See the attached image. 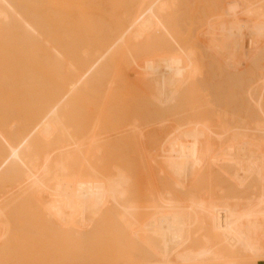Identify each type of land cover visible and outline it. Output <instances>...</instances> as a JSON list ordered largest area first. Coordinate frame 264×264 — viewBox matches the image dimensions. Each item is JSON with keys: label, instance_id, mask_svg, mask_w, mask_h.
Returning <instances> with one entry per match:
<instances>
[{"label": "bare ground", "instance_id": "6f19581e", "mask_svg": "<svg viewBox=\"0 0 264 264\" xmlns=\"http://www.w3.org/2000/svg\"><path fill=\"white\" fill-rule=\"evenodd\" d=\"M262 1L264 0H0V259H3V255H9L10 251L7 247L16 241L15 222L11 216L13 204L11 205V198L7 200L10 195H27L29 207L36 210L42 221L47 224L48 236L54 233L55 236H61L60 238L67 242L69 237L75 236L76 242L81 239L85 242L99 240L101 243L103 239L100 240L98 237L101 231L120 232V238L111 242L117 243L115 247L118 246L121 249L128 243L134 244L137 249L133 250V256L137 255L141 258L133 261L136 264L137 262L140 264L141 262L145 264H211L213 262L239 264L236 259H233L237 255L239 258L242 255V258H245L246 255L256 260L264 257V113L261 110L264 108V85L262 86L264 72L262 74L258 72V75H261L259 83L256 80L258 86H255V82H251L254 85L251 91L249 90V100L243 99V102H248L245 103V107L232 108L233 114L229 112L231 110L229 106L228 110H230H227L229 113H223L225 119L229 117L231 122L233 120V125H228L229 120H226L227 122L224 123L226 127L223 126V130L220 129L221 132L218 131V135L211 134L212 136L208 138L210 136L208 128H212L211 123V127L208 126L212 118L208 121L206 128L205 119L208 116L205 118V114L207 112L202 113V116L201 111L198 110V115L201 116L197 118H205L202 119L205 120L202 125L200 122L203 121L199 119L201 121L198 123L200 124L198 128H203L207 132L202 135V130V133H199L200 129L197 132V129L194 131L191 126L194 122H198L195 118L197 115L195 109L201 108L204 99L202 96L206 94L203 92L205 87L209 86H205L207 83L204 84L208 81L206 75L209 81L220 79L217 77L219 75H216L219 70L216 74L213 71L216 77L214 75L215 79H211L212 74H210L211 71L210 76L207 74V67L216 69L219 66L223 68L221 69L223 71L225 68L224 72L227 76V66L225 67L227 55L223 57V54L233 56L241 53L243 59H248L252 51L254 55V50L262 46L255 42L251 43L250 39L253 35L251 31L260 33L264 28L259 25L260 22L251 25L255 21L254 18L264 15L261 8L260 11L254 9L257 7L256 4ZM257 20L261 21V19ZM263 32L259 35L262 36ZM110 39L112 43L109 46L107 44ZM122 52H126L125 54L129 56L127 57L128 65L129 63L135 65L134 68L130 67L134 69L131 73H134L135 78L130 74L128 76L132 77L134 82L138 81L136 80L138 76V79H142V82L138 81L141 82L138 85L140 98L128 96L132 100L136 98L135 102L130 104L132 109L129 108V103L122 102L124 98L120 102L115 97L118 93L115 89H119V85H123L122 82L126 79L123 75L124 80L120 84L117 81L120 76H116V70L119 71L124 66L118 62ZM217 60L222 61V66ZM115 62L119 66H116ZM232 62L242 61L235 58ZM246 64L249 65V61ZM117 67L121 68L116 69ZM125 67L122 68L123 71ZM239 68H237L238 73ZM143 71L145 74L140 73ZM136 72L141 75L135 76ZM225 75L221 76L220 81ZM235 75L234 81L240 77ZM258 75L256 72L254 79H257ZM224 79H227V85L232 81V79L231 81L228 78ZM115 80L119 84L114 83ZM242 80L250 81H246L244 77ZM242 80H239L242 85V87L239 86V91L243 87H248L247 84L243 86ZM218 85L216 88L223 89L217 87ZM233 89L231 91L237 93L238 90ZM123 90L125 92V89ZM223 91L219 97L226 93V90ZM121 92L118 94L120 95ZM227 95L230 96L229 93ZM209 97L210 104L213 105L212 100L215 96L211 94ZM233 98L232 96L229 99ZM239 100L235 102L239 103ZM233 102L229 104L234 107L236 104ZM219 103L216 104V107L219 106L218 110L222 107ZM258 104H260L259 107ZM184 106H188L189 109L177 110ZM219 112L220 110L215 116ZM187 113L193 115L189 123L184 122L187 120L185 118ZM229 114H233V117ZM26 116L32 121H28V125L27 121L25 125L21 123L19 125L20 118L24 119ZM11 117L16 120L9 121ZM111 119L120 122L121 125L116 123L122 129L119 130V125L115 127ZM109 120L111 121L108 122ZM21 122L24 123L25 119ZM175 122L183 123L174 127ZM9 124L11 126L13 124L14 129H10ZM14 124L18 126L15 125L17 126L15 128ZM179 126L182 127L180 130ZM189 129L198 136L190 134ZM14 130L15 132H11ZM188 130L189 134H187ZM213 136L215 138L211 139ZM189 140L196 144L191 148L189 146V150L185 149L184 153L178 156L176 152L183 151L182 147L179 148L180 144ZM106 147L114 152L122 148L118 154L112 151L114 156L111 153L110 159L103 158L108 161L107 164V161L101 159L104 154H99ZM200 148L201 150H198ZM168 149L175 153V157L169 156L171 153L167 151ZM138 150L145 153L141 155L145 157V161L151 160L150 162L153 163L150 165L151 163L146 162L147 165L143 164L144 168L154 170L156 167V172L160 170L161 175L169 169L166 175V177L169 176L168 178L160 175L167 180V183H164L162 187L159 186V191L156 188L151 189L154 185L147 182L148 188L152 186L150 189L154 198L158 199L157 194L161 190L165 195V189H168L167 193L174 189L172 191L175 195L177 188L170 185L177 181L179 183L174 185L183 184L179 186L178 195H183L181 189L187 186L190 173L194 175L202 170L197 171L199 168L196 170L191 163L196 160L197 156L194 154L203 151L204 158L202 157L201 160L205 162L206 169L208 167L212 173L225 176L232 183L229 185L227 183L228 188H232L231 185H233L234 191L238 193L244 191L245 194L240 193L239 196L249 194L247 195L249 200L245 204L238 203L236 199L238 194H235L237 213L234 208L231 215L237 217L234 220L231 219L232 222L227 215L224 217V213L228 212L230 216L231 210L228 208L232 209L231 206L235 202L232 203L233 200L230 201V199L234 198L231 197L232 194L229 196L224 192L223 194L229 197L228 201L232 203V205L229 202L223 204L226 201L220 200L222 201L220 204L222 203L226 208L223 205L221 207L227 209L223 211L224 209L220 208L223 213L219 217H224V220L222 218L213 221L216 216L215 218L207 216L211 210L207 213L206 204L212 203L209 209H214L213 202L216 203L217 200L206 202L200 198L201 196L195 197L196 193L193 194L195 198H191L190 202L191 191L188 192L189 196L187 194L190 205L184 202L185 206L189 205L187 207H183L184 204L181 205L182 202L178 198L175 203L178 201L180 203H174L178 208L172 204L173 199L168 200L172 204L170 206L164 201L167 205H163L158 199L157 202L161 205L154 201L148 202V206L143 207L137 201L138 198L141 200L145 196L144 188L139 185L141 187L139 189L137 185L131 184L132 178L141 175L140 168L137 166L136 169L133 165L144 161L139 154H137L139 156L134 155V152L138 153ZM174 150L176 152H173ZM122 152L124 153L121 155ZM186 159L187 162L184 165L183 162ZM162 160L170 167H165L164 163L161 165ZM157 163H160L159 170ZM196 163L198 161L193 164ZM105 165L111 166V173L98 170L99 167L105 169ZM148 165L150 168L147 167ZM129 167L136 169L133 171L132 168L131 175L134 176L136 172L132 178L128 171ZM153 167L154 169H151ZM173 167L178 172L180 170L179 173L176 171L178 175L172 169ZM102 168L99 169L102 170ZM172 172L175 175H172ZM184 176L185 178L187 176L188 181L183 178ZM140 178L142 179L138 177L139 181H137L141 184L144 181L141 182ZM172 180L174 183L171 182ZM157 183L159 184L160 181ZM140 190L144 193H140ZM228 190L231 191V189ZM185 194L186 192L184 197ZM41 195H47V197ZM131 195H134V198L130 197ZM137 195L141 196L136 198ZM170 195L172 194L168 195L169 198H172ZM250 195L254 196L250 199ZM223 196L222 198L225 197ZM166 198L163 196L160 200H166ZM15 199L12 201L14 202ZM218 201L213 213H221ZM183 208H188V211H183ZM218 221L222 225L218 224L217 227ZM222 226L226 228V231ZM194 227L209 230V235L205 238L206 242H201L202 239L197 237L196 232L193 234ZM211 227H217L219 231L223 229L221 231L223 234L216 235L217 230L212 233ZM109 237H106L104 242H109L111 239ZM213 240L220 246L228 248V254L232 251L233 258L232 256L228 259L224 258L225 253H220L214 248L218 244L213 245ZM131 244L128 245L131 246ZM82 248L84 250L87 247ZM83 252L84 259L80 261H75L73 258L67 259L62 261V264H102L107 261L104 256L99 257L103 260L100 262L96 259L97 255L95 258H90ZM119 252L120 249L117 254ZM124 252L122 249L113 257L117 256V258H111L112 261L109 259L110 262L118 264L119 259L130 262V259L123 255ZM227 252L225 256L228 255ZM246 259H243V262L248 261ZM254 259L252 261L255 263ZM58 264H61V261H58Z\"/></svg>", "mask_w": 264, "mask_h": 264}, {"label": "rangeland", "instance_id": "374dc122", "mask_svg": "<svg viewBox=\"0 0 264 264\" xmlns=\"http://www.w3.org/2000/svg\"><path fill=\"white\" fill-rule=\"evenodd\" d=\"M261 6H260V5ZM264 1H262V2H259V3H257L256 4V6L257 7H255L254 9H256L257 11H260L261 9H262V12L264 13ZM258 6H259V9H258ZM261 8V9H260ZM260 17H262V18H260ZM260 17H258V18H254V23L252 22L251 23V25H254L255 23H257L258 24V22H260L259 23V25L263 28L264 27V15H262V16H260ZM257 19H261V21H258ZM257 20V21H256ZM264 31V28H263V30H262V32ZM262 32H250L251 34L253 33V35H251V37H250V39H251V43L252 42H255V43H258V44H262V46H260V47H257L255 50H254V55H253V51L251 52V54L247 57L248 59H246V58H244L243 59V56H241L242 54L240 53V55H230V54H223V57H225L226 55V57L225 58H227V61H225V63L227 64V65H225V67L227 68V76L225 75V68H224V71L223 70H221V69H223V68H221V67H219L218 66V68H216V69H214V67H210V69H209V66L207 67L208 69H207V74L210 76V74H212V76H211V79H215V77H216V75H219V76H217L218 78H220V79H216L215 81L220 85H218V84H216V82L214 81V80H210L209 81V79H208V76L206 75V78H207V82H205L204 84H206L207 83V85H205V86H208V87H205V90H204V92H203V94L204 93H206V94H208V95H206V94H204V96H202L201 97V99H203V102H202V105L199 107L200 109H195L196 111H195V113L197 114H195L196 116H195V118H197V116H203V114H205V112H207L206 114H205V118L207 117V119H205L204 117L202 118V119H205L206 120V128H207V126H208V121L209 120H211V118H212V120H211V122H209V126L208 127H211L212 126V128H208V130H210V132H209V135L210 136H208V134H206L207 136H208V138L209 137H211L213 134L216 136V135H218V131H220V129H221V131L223 130V126H225L224 125V123L225 122H227L226 120H229L228 122H229V124L228 125H233V120H232V122L230 121V119H229V117H228V119H225L226 117H223L224 115H223V113L224 114H227V113H229V112H233L232 111V108H235V107H242V106H244L245 105V103L247 104L248 102H243V99L244 100H246V101H248L249 99V97H250V95H249V93H250V89L253 87V85H252V81H253V83L255 82V86L259 83L258 81L260 80V77H261V75H258L259 73V71H260V74H262L263 72H264V55H263V53H264V37H262V36H264V34L261 36V35H259V34H262ZM264 33V32H263ZM255 36H257V37H255ZM261 36V37H260ZM260 37V38H259ZM91 39V38H90ZM92 40V39H91ZM258 40V41H257ZM262 40V41H261ZM261 41V42H260ZM111 43H112V40L110 39L109 41H108V44L107 45H111ZM263 47V48H262ZM262 49V50H261ZM260 51H261V54H260ZM255 52H257V54L255 53ZM259 52V53H258ZM126 52H122V54H123V57H121L122 56V54L120 55V58L122 59H118V60H120V61H118V60H116V62L118 61L119 62V64L121 63V64H123L124 66L122 67V68H124L125 67V65H126V67H125V71L127 72V75H125L126 74V72L125 71H123V69L121 68V70H116L117 72H116V76L117 75H119L120 76V78H119V80H117V81H119V83L121 84V82L124 80V76H126V79L122 82L123 83V85L121 84V85H119V89H120V91H119V89H115V90H117L118 91V93L119 92H121V90H122V92H121V94L120 95H122V96H120L118 93L115 95V97L117 98V99H119L120 100V102L122 101V98H124L123 99V101L122 102H127V103H129L128 104V106H129V108L130 109H132V106L130 107V104L131 103H133V102H135V100H136V98L134 99V100H132L131 98V95L133 96V97H139V83H141L142 82V79H138V75H141L140 73H143V74H145V72L143 71V72H140L139 74L137 73V75L135 74V76H138V77H136V80H141V82H138V81H133L131 78L132 77H134L133 76V74L131 73V71L132 72H134L133 70L134 69H131L130 67H132L133 65V63L131 64V63H129V65H128V58L127 57H129V56H127L126 54H125ZM255 54H256V56H255ZM228 55H230V56H228ZM258 55V56H257ZM240 58H239V57ZM222 57V56H221ZM222 57V58H223ZM127 58V59H126ZM224 58V59H225ZM237 59V60H239V59H241V61L242 62H232L234 59ZM218 59V58H217ZM219 59H221V58H219ZM254 59V60H253ZM255 59H257L256 61H255ZM130 60V59H129ZM226 60V59H225ZM231 60V61H230ZM246 60H247V62H246ZM253 60V61H252ZM259 60V61H258ZM127 61V62H126ZM218 62L220 61V60H217ZM248 61H249V65L248 64H246V63H248ZM252 61V62H251ZM115 62V63H116ZM131 62V61H130ZM222 62V61H221ZM221 62H219V63H221ZM232 62V63H231ZM259 62H261V64H257V63H259ZM126 63V64H125ZM231 63V64H230ZM256 63V64H255ZM232 64H233V66H232ZM236 64V65H235ZM245 64H246V66H245ZM116 66L118 65L117 63L115 64ZM229 65V66H228ZM235 65V66H234ZM240 65V66H239ZM248 65V66H247ZM257 65H258V67H259V69H258V67H257ZM119 66V65H118ZM120 66H122V65H120ZM129 66V67H128ZM135 66V65H134ZM134 66L132 67V68H134ZM221 66H222V63H221ZM229 67V68H228ZM240 67V68H239ZM248 67H250V68H248ZM120 68H116V69H120ZM128 68V69H127ZM237 68H239V73L237 72ZM245 68H248V69H246L245 70ZM257 68V69H256ZM260 68H262V69H260ZM127 69V70H126ZM131 69V70H130ZM137 71L139 70V68H135ZM234 69H235V71H234ZM252 69H254V71L252 70ZM219 70V71H218ZM244 70V72H242ZM251 70V71H250ZM211 71V73L209 74V72ZM213 71H215L214 73L216 74V72L218 71V74H213ZM230 71V72H229ZM234 71V72H233ZM248 71V72H247ZM219 72H221V73H219ZM224 72V73H223ZM237 72V73H236ZM247 72V73H246ZM249 72H251V73H249ZM256 72H257V75H258V78L257 79H254L255 78V74H256ZM119 73H121V74H119ZM236 74L235 76H240V77H242V78H236V81H234V79H235V77H234V74ZM243 73V74H242ZM245 73V74H244ZM128 74H130V76H132L131 78H130V76H128ZM225 75L224 76V78H228V80L229 81H231V79H232V81L231 82H228V85H227V83H226V81H227V79L225 80L223 77V79H222V81H220L221 80V76L222 75ZM229 74V75H228ZM239 74H241V75H239ZM248 74V75H247ZM249 74H251V75H249ZM124 75V76H123ZM214 75H215V77H214ZM232 77H231V76ZM244 75V76H243ZM118 76V77H119ZM230 78H229V77ZM247 76H250V77H247ZM243 77L246 79V81H248V80H250L249 82H245V80L243 81L242 79H243ZM253 77V78H252ZM257 77V76H256ZM130 78V79H129ZM135 78V77H134ZM251 78L253 79V80H251ZM242 80V84H243V86H246V84L248 85V87L246 86V87H243V88H241L240 89V91L238 90V88H239V86H241L242 87V85H240L241 84V81H239V80ZM263 79V77L261 78V80ZM256 80H257V82H256ZM116 81V80H115ZM117 81L116 82H114V83H116V84H119V83H117ZM205 81H206V79H205ZM214 81V82H213ZM237 81H239V82H237ZM262 81H264V80H262ZM208 82H210V83H208ZM211 82H213V83H211ZM221 82H222V84H221ZM223 82H225V83H223ZM232 82H234L235 83V85H234V83H233V85H232ZM113 83V84H114ZM125 83H127V84H125ZM129 83V84H128ZM134 83V84H133ZM230 83H231V85L233 86H231L230 85ZM239 83V84H238ZM257 83V84H256ZM218 85L217 87H221V88H223V89H219V88H216V85ZM224 84V85H223ZM115 85V84H114ZM127 85H129V87L127 86ZM132 85V86H131ZM213 85H215V87L213 86ZM249 85H251V86H249ZM264 84H262V86H263ZM211 86V87H210ZM226 88V89H224V87ZM238 86V87H237ZM258 86V85H257ZM124 87V88H123ZM237 87V88H236ZM125 89V92H123L124 90L123 89ZM234 88V89H233ZM247 88V89H246ZM264 88V87H263ZM132 89V90H131ZM231 89H233V90H235L236 91V89L238 90L237 91V93L235 92H233V91H231ZM244 89H246L245 91H244ZM208 90V91H207ZM210 90V91H209ZM222 90H226V93H223L222 94V97H219V96H221V94L220 93H222ZM242 90V91H241ZM248 90V91H247ZM250 90V91H249ZM136 92L135 94H134V92ZM205 91H207V92H205ZM214 91V92H213ZM223 91V92H224ZM247 91V92H246ZM232 92V93H231ZM241 92H243V93H241ZM213 94V96H215L214 97V99L212 100V98H211V100H212V102H213V105L212 104H210V95L211 94ZM216 93V94H215ZM229 93V95L230 96H228L227 94ZM247 93H248V96H246L247 95ZM210 94V95H209ZM240 94H242L243 95V97H242V95L241 96H238V95H240ZM245 94V95H244ZM118 95V96H117ZM125 95H127V97L125 96ZM205 95H206V97H205ZM234 95H237V96H234ZM128 96H130L131 98H129ZM219 97V99H220V101H219V99L217 98V97ZM232 96L234 97L233 99H235V100H239V98H240V102L239 103H237V102H235V100H234V102L232 101L233 99H229V98H232ZM106 97V96H105ZM114 97V98H115ZM119 97V98H118ZM109 98V97H108ZM108 98H106L107 100H108ZM140 98V97H139ZM105 99V100H106ZM132 101H131V100ZM224 99V100H223ZM228 99V100H227ZM138 100V99H137ZM231 100V101H230ZM130 101V102H129ZM209 102V104H208V102ZM216 101H218V102H216ZM230 101V102H229ZM219 102H221V104L219 103ZM234 103V104H236L234 107H233V105H231V104H229V103ZM215 103V104H214ZM217 103H219L222 107H220V112H219V114L217 115V116H215L216 114H217V111H219L218 110V107L219 106H217L216 107V104ZM222 103H223V105H222ZM242 105H241V104ZM218 105V104H217ZM135 106H136V104H135ZM223 106H225V108L223 107ZM231 107V110L229 111L228 110V108H230ZM260 106V104H258V107ZM192 107V106H191ZM226 107H227V109H226ZM245 107V106H244ZM182 108L183 109H189V107L187 106V107H181V108H178L177 110H182ZM192 108H195L194 106L192 107ZM222 108H224L223 110H222ZM215 109L217 110V111H215ZM201 111L200 112V114L201 115H198V113H199V111ZM224 110H228L226 113L224 112ZM239 110V109H238ZM261 110H263V113H264V108H262ZM198 111V112H197ZM221 111H223L222 112V116H221ZM133 112V111H132ZM191 112V111H190ZM261 112V111H260ZM121 113H123V111L121 112ZM203 113V114H202ZM262 113V112H261ZM191 113H187L186 115V117L185 118H187V120H185L184 122H186V121H188V123H189V121L192 119V117H193V115H190ZM233 114H234V112H233ZM233 114H229V115H231V117H233ZM228 115V116H229ZM259 116H261V114L259 115ZM263 116H264V114H263ZM218 117V119H216V118ZM221 117V118H220ZM12 118V117H11ZM9 118V121L10 120H16L15 118ZM30 119L29 117H24V119H25V122L23 123V122H21V120L22 121H24V119H22V118H18L19 120H20V122H19V125H21V124H24L25 125V123H26V121H27V125H28V121H32L31 119L30 120H28V119ZM194 118V119H195ZM198 120V122L197 123H195L194 122V120H193V124H194V126H193V124H191V126H192V128H194V131L196 130L197 132L199 131V129L200 128H198L199 126H200V124L202 125V123L204 124V121L205 120H202L201 118H197ZM199 119H201L203 122H200V124H198L199 123V121H201V120H199ZM224 119H225V121H224ZM264 119V118H263ZM6 120H8V119H6ZM19 120H17V121H19ZM111 120H113L111 123H113L114 125H115V127L116 126H118L119 124L118 123H120V122H118V121H115V119H111ZM111 120H109L108 122H110ZM216 121H217V123H216ZM222 121V122H221ZM116 122H118V123H116ZM192 122V121H191ZM190 122V123H191ZM21 123V124H20ZM183 122H175L174 123V127L177 125H180V124H182ZM187 123V122H186ZM210 123H211V126H210ZM220 123V124H219ZM232 123V124H231ZM198 126H197V125ZM213 124V125H212ZM221 124H222V127H220L221 126ZM10 125V124H9ZM15 125H17L18 126V124H14V127H15ZM120 125H121V123H120ZM119 125V126H120ZM7 126V125H6ZM12 126H13V124H12ZM11 125L9 126L10 127V129L11 128H13ZM16 126V127H17ZM23 126V125H22ZM196 126V127H195ZM204 126V125H203ZM202 126V127H203ZM8 127V128H9ZM15 127V128H16ZM21 127V126H20ZM30 127V126H29ZM29 127H28V129H29ZM182 127H183V125H182ZM182 127H180L179 126V130H180V128H182ZM189 127V126H188ZM214 127V128H213ZM220 127V128H219ZM226 127V126H225ZM184 128V127H183ZM186 128H187V126H186ZM191 128V129H192ZM14 129V128H13ZM12 129V130H13ZM19 129V128H18ZM113 129V128H112ZM122 128H121V126H120V128H119V130H121ZM191 129H189L188 130V133L187 134H189V132H190V134H192L194 131L193 130H191ZM6 130V129H5ZM4 130V131H5ZM8 130V129H7ZM6 130V131H7ZM201 130H202V132H203V134L202 135H204L207 131L206 130H203V128H201L200 129V131H199V133L201 132ZM183 131V130H182ZM185 131V130H184ZM187 131V130H186ZM220 131V132H221ZM11 132H15V130L14 131H11ZM201 132V133H202ZM205 132V133H204ZM212 132V133H211ZM195 133H193V135H194ZM212 134V135H211ZM195 135H197V134H195ZM200 135V134H199ZM198 136V135H197ZM206 136V137H207ZM215 136H213L211 139H213V138H215ZM201 138H203V137H201ZM190 139V138H189ZM190 141V142H189ZM189 141H186L185 143H181L180 144V147L179 148H181V150H183V151H181V152H179V150L178 149H176V150H178L177 152L174 150L173 152H176V154L178 155V154H181V153H184V151H185V149L187 150H189V148H191V147H193V145H195L194 144V141H193V143H192V141L191 140H189ZM200 143V142H199ZM192 144V145H191ZM172 146H173V144H171ZM199 144H197V146H198ZM176 146V145H175ZM184 146V147H183ZM190 146V147H189ZM189 147V148H188ZM199 147H201L200 145H199ZM177 148H178V145H177ZM196 148H198V147H196ZM105 149H108V150H105ZM102 152H100L99 154H101V155H103L104 154V156L101 158L102 160H104L103 158H106L107 160L108 159H110L111 158V153H112V151H110V149L109 148H105ZM122 149V148H121ZM121 149L120 148H118V149H116L115 150V152L113 151V153L114 154H118L120 151H121ZM120 150V151H119ZM157 150V149H156ZM198 150H201V148L200 149H198ZM118 151V152H117ZM123 151V150H122ZM137 151V150H136ZM154 151V150H153ZM167 151H172V150H167ZM107 152H108V154H107ZM161 152V151H160ZM159 152V153H160ZM163 152H164V150H163ZM192 152V151H191ZM203 151H198V152H196L195 154H194V156H197L194 160V162H197L198 161V163H196L195 165L193 164V163H191L192 164V166L197 170V168H199L197 171H200L201 169V171H200V173H197V174H195L194 173V175H192L191 173H190V176H189V181L186 179L187 178V176H186V178H185V176L183 177V178H185V180L186 181H188L187 182V186H185V187H183L184 188V191H183V188L181 189L182 190V192H183V195L181 194V195H178L180 192H178V191H180V190H178V189H180L179 188V186L181 185H183V184H179V185H174L175 183H177L178 181L176 180V178L177 177H175V180L177 181V182H175L174 183V180H172L171 182H173L174 184H172L171 183V185L170 186H172L173 185V187H175V188H177V189H175L176 191H175V195H174V189H171V191H168V193L166 192L168 189H165L166 191H165V195H163V193H162V190L160 191V193L159 194H161V195H159V194H157V196H158V199H159V201L161 202V203H163V205L165 204V205H167L168 203V206H170V205H175V204H178V203H180V202H182V203H180L181 205H183V207L186 205V204H188L189 203V205H190V202L192 201V199H194L196 196H197V198H199L198 196H201L200 198H202L203 199V201H206V202H213V201H215V200H219L218 202H219V204H220V202H224V201H226V202H224L223 204H225V203H227L228 204V202L230 203V201L231 200H233L232 201V203H234L235 201H237L238 203L240 202H242V203H246L248 200H247V198H249L247 195H249V194H247V195H240L241 196V198H240V196H239V194L241 193V191H239L240 193H238V191L236 192V190L234 191L233 190V185H231L232 186V188H228V185H229V183H230V180H228L225 176H223V175H219L218 173H216V174H214V173H212L211 171H210V169L207 167V169H206V166H205V162H202L203 160H201L202 159V157L204 156V153H202ZM112 153V154H113ZM124 152H122V153H120L121 155L123 154ZM132 153V152H131ZM136 152H134V155H137V154H139L140 156L143 154L142 152H140L139 150H138V153H136ZM150 153V152H149ZM171 154L169 155V156H171L172 157V155L174 156L175 155V153L173 154L172 152H170ZM198 153H200V155L198 154ZM114 154H113V156H114ZM145 154V153H144ZM143 154V155H144ZM151 154L153 155V152H151ZM157 154H158V152H157ZM163 154V153H162ZM161 154V155H162ZM169 154V153H168ZM168 154H167V156H168ZM191 154H193V153H191ZM203 154V155H202ZM109 155V156H108ZM139 155H137V156H139ZM151 155V156H152ZM155 155V154H154ZM166 156V153L164 154V157ZM179 156V155H178ZM182 156H184V154L182 155ZM146 157H147V155H146ZM153 157V156H152ZM161 157V156H160ZM175 157V156H174ZM177 157V156H176ZM199 157V158H198ZM141 158H143V156H141ZM149 158H150V156H149ZM155 158H157V157H155ZM168 158V157H167ZM170 158V157H169ZM194 158V157H193ZM192 158V159H193ZM204 158V157H203ZM104 160L105 162L107 161V160ZM144 159V161H145V157L143 158ZM154 159V158H153ZM161 159H163V158H161ZM181 159H182V157H181ZM184 159V158H183ZM199 159V160H198ZM148 160H150V159H148ZM165 160H167V159H165ZM172 160H173V158H172ZM191 160V159H190ZM103 161V162H104ZM142 161V162H139L138 164H142L141 166H139L137 163V165L135 164V165H133V166H135V168L137 169V166L140 168V172H141V175L139 176L138 175V177H142V179L140 178V181L142 182V180L144 181L143 183H139L138 181V177H136V178H132V177H134L135 175H136V172H135V175L134 176H132L131 174H132V168L131 167H129V172H130V177L132 178L131 179V184L133 183V184H135V185H137L136 187H138L139 189L142 187V188H144V190L143 189H141V190H143L144 192H142L141 190H140V193L142 192V193H144L145 194V196L144 197H142V199L140 200V198H138L139 200H140V202H139V200L137 201V203L139 204V205H142L143 207H146V206H148V202H154V201H156L155 203H158L159 204V202H157V198L155 197L154 198V196H153V194L151 195V189H154V188H156L157 190L159 189L160 190V188H158L159 186L160 187H162V186H164L165 184L164 183H167V180H164L161 176H165L166 177V175H168L167 174V171L169 172V169H167L166 170V173L164 174V172H162V174L163 175H161V173H159L160 172V170H159V167H158V165L160 164H158L157 163V167H158V172H156V167H155V169H154V167L153 168H151V169H154V170H150V169H147V168H144L145 166L144 165H147V163L148 164H150V165H152L153 163L152 162H150V161ZM153 161V160H152ZM163 162L161 163V165L164 163V160H162ZM174 161H175V159H174ZM104 162V163H105ZM144 162V163H143ZM147 162V163H146ZM156 162V161H155ZM167 162V161H166ZM180 162V161H179ZM187 162V159L183 162L184 163V165H185V163ZM108 163V161L106 162V164ZM169 163V162H168ZM176 163V162H175ZM180 163H182V162H180ZM179 163V164H180ZM199 163H201L202 165H203V167L201 168V164L199 165ZM144 164V165H143ZM170 164V163H169ZM188 164V163H187ZM206 164H207V162H206ZM150 165H148L147 167L148 168H150L149 166ZM155 165H156V163H155ZM164 165H165V167H167L168 168V166H167V164H165L164 163ZM175 165V164H174ZM183 164L181 165L182 166V168H183V166H184ZM190 165V164H189ZM173 166V165H172ZM171 166V167H172ZM209 166V165H208ZM170 167V166H169ZM176 167L178 168V166L176 165ZM99 168H102V167H99ZM98 168V170L100 171V172H104V173H111V166H106L105 165V169L104 168H102V170H104V171H102V170H100ZM180 168V167H179ZM212 168V167H211ZM136 169H134L133 168V171L135 170L136 171ZM173 170H175L176 168L175 167H173L172 168ZM207 170V172H206V170ZM208 169H209V171H208ZM148 170V171H147ZM161 170H162V168H161ZM179 170V169H178ZM145 171V172H144ZM177 170H175V172H176ZM193 171V170H192ZM196 171V172H197ZM138 172H139V170H138ZM170 172H171V170H170ZM178 172V171H177ZM176 172V175H178V173L180 172V170H179V172L177 173ZM173 174L172 175H175V173L174 172H172ZM212 173V174H211ZM200 174V175H199ZM161 175V176H160ZM180 175V174H179ZM199 175V176H198ZM155 177V178H154ZM169 176H167L166 178H168ZM181 177V176H180ZM172 178H173V176H172ZM223 178H224V180H223ZM135 179V180H134ZM159 179V181H160V183H162V185L159 183H157V182H159V181H157ZM162 179V180H161ZM178 179H182V178H179L178 177ZM138 180V181H137ZM156 180V181H155ZM195 180H197L198 181V183H197V181H195ZM215 180V181H214ZM226 180H227V182H226ZM136 181H137V183H136ZM182 181V180H181ZM180 181V183H182ZM229 181V182H228ZM147 182H149V183H151L152 185H154L153 186V188H148V186H149V184L148 185H146L147 184ZM169 182V181H168ZM200 182H201V184H200ZM203 182V183H202ZM170 183V182H169ZM179 183V182H178ZM194 183V184H193ZM227 183H228V185H227ZM150 184V185H151ZM186 184V183H185ZM230 184H232V183H230ZM139 185H141V187L139 186ZM145 185V186H144ZM201 185V186H200ZM200 186V187H199ZM230 186V187H231ZM172 187V188H173ZM189 187H191V189H188ZM196 187V188H195ZM227 189H226V188ZM171 188V187H170ZM205 189V190H204ZM228 189H231V191H229ZM158 190V191H159ZM173 190V191H172ZM186 190V191H185ZM203 190V191H202ZM224 190V191H223ZM228 190V191H227ZM156 191V190H155ZM189 191H191L192 192V194H191V192L189 193L190 194V196H189V194H188V192ZM196 191V192H195ZM206 191V192H205ZM225 191H227V192H225ZM178 192V193H177ZM181 192V193H182ZM184 192H186V194H185V197H184ZM202 192V193H201ZM216 192H217V194H216ZM223 192L224 193H228L229 194V196L232 194V196L231 197H237L236 199L237 200H235V198L234 199H230V201H228L229 200V197L226 195V194H223ZM152 193H154V195L156 194V192H152ZM166 193H167V195H166ZM197 193V194H196ZM216 195H215V194ZM218 193H219V195H220V197H219V195H218ZM250 193V192H249ZM169 194H172V195H170V196H172V198H169ZM187 194H188V196H189V200H190V202H189V200H188V197H187ZM195 195V197H194V195ZM235 194H238L237 196L235 195ZM241 194H245L244 193V191L241 193ZM14 195V194H13ZM176 195H178V197L176 196ZM225 197H224V196ZM3 196V195H2ZM4 196H8V195H4ZM3 196V197H4ZM10 196H12V195H10ZM10 196H8L7 197V200L9 199L10 200V198H11V201L10 202H12L11 203V207L13 208L12 210H11V216H12V218L14 219V222H15V228H14V235H15V237H16V241L14 242V243H12V245L11 246H8L7 248H8V250L10 251V253H9V255H7V256H5V255H3V259H0V264H58V261H61V264H62V261H66L67 259H69V260H71L72 258L73 259H75V261H77V260H82V259H84V255L82 254V252L84 251L85 252V255H86V253L88 254V256L90 257V258H92V257H94L95 258V255H97V257L98 258H96V259H99V257L100 258H102L103 256H104V259H107V261H105V263H102V264H108L109 262H110V260H111V258H113L115 255H118L120 252H121V250L123 249V255H125L127 258H129L130 260V262H128V260H124V259H122V261H121V259H119L120 261H119V263H121V262H123L124 264H133V263H135V262H133V261H135L136 259H141V258H139V257H137V255H135V257L133 256L134 254H133V250L134 249H137V247L134 245V244H131V243H128V244H131V246L130 245H125V249L124 248H122L121 249V247L119 248L118 246H116L115 247V245H117V243L115 244V243H113V242H111V240H117V239H119L120 238V232H117V231H101L100 233H99V239L100 240H102L103 239V241H101V243L99 242V240H98V242H97V240H91V241H87V242H85V241H83V240H81V239H78V243L75 241V240H77L76 238H75V236H71V237H69L68 238V242L66 241V240H63L62 238H60V237H57V236H55V234L54 233H52V234H50L49 236H48V231H47V224L46 223H44L43 221H42V218H41V216H39V213H37L36 212V210L34 211V209L33 208H30L29 207V201H28V199H27V195H14V196H12V197H10ZM19 196V198H17ZM40 196V195H39ZM41 196H45V197H47V195H41ZM128 196V195H127ZM140 197L141 195H137L136 196V198L137 197ZM153 196V197H152ZM163 196H164V198H166L167 196V198H166V200H160V198L162 197L163 198ZM174 196H176V197H174ZM183 196V197H182ZM222 196L224 197V198H222ZM243 196H244V198H243ZM245 196H246V199H245ZM251 196H254V195H250V199H251ZM26 197V198H25ZM130 197H132V198H134V195H131ZM180 197V198H179ZM187 197V198H186ZM216 197V198H215ZM219 197V198H218ZM14 198H16L15 200H14V202L12 201ZM135 198V199H136ZM175 198V199H174ZM176 198H178V199H180V202L178 201V203H175V202H177V201H175L176 200ZM192 198V199H191ZM214 198V199H213ZM221 198V199H220ZM226 198V199H225ZM238 198H240V200L238 199ZM134 199V200H135ZM145 199V200H144ZM174 200V202L173 201H171V203L172 204H170V202H168V200L170 201V200ZM177 199V200H178ZM183 199V200H182ZM208 199V200H207ZM8 200V201H9ZM182 200V201H181ZM220 200H222V201H220ZM135 201V202H136ZM144 203H143V202ZM166 202V203H164V202ZM217 201H216V203H217ZM186 204H185V203ZM161 203L159 204V205H161ZM175 203V204H174ZM215 202H213V204H214V209H215V204H216ZM232 203H230V205H232ZM151 204V203H150ZM179 204V205H180ZM212 204V203H211ZM210 203L209 204H206V208H207V213H208V211L209 210H211V212H209L208 214H207V216L208 217H211V218H215V216H216V219H214L213 221H216V220H218V219H222L223 218V220L225 219L224 217L227 215L228 217H230V221H231V219H235L237 216H233V215H231L232 213H233V211H234V208L236 207L237 208V206H235V204H237L236 202L233 204V206H231L232 207V209H229L228 208V210H231L229 213H230V216L228 215V212L227 213H224L225 215H224V217H219V215H221L222 213H223V211H226L224 208H222L221 207V205H223L222 203L219 205L220 207H219V210H221L220 212L221 213H219L218 212V210H217V212L218 213H213L212 211H215L213 208H210L209 209V206L211 205ZM218 204V203H217ZM216 204V205H217ZM226 204V205H227ZM180 205V206H181ZM189 205H187V206H189ZM230 205H228V207H230ZM15 206V207H14ZM177 208H178V206L177 205H175ZM187 206H185V207H187ZM213 206V205H212ZM224 207H225V205H223ZM239 206H241L240 204H239ZM182 207V206H181ZM217 208V207H216ZM220 208H222V209H224L223 211H222V209H220ZM226 208V207H225ZM235 208V212L237 213V209ZM238 208H240V207H238ZM179 209H181V208H179ZM188 208H183V211L185 210H187ZM233 210V211H232ZM188 211V210H187ZM149 212H152V211H149ZM212 215H213V217H212ZM218 215V216H217ZM235 215V214H234ZM207 217V218H208ZM219 217V218H218ZM232 217V218H231ZM227 218V217H226ZM212 220V219H211ZM227 221V220H226ZM225 222V221H224ZM223 222V223H224ZM228 222H229V220H228ZM232 222V221H231ZM215 223V222H214ZM222 223V222H221ZM218 224H220V221H218V223H217V227H218ZM220 225H222V224H220ZM219 225V228L221 227ZM215 226H216V224H215ZM217 227H211L210 228V230H212L211 232L212 233H214L216 230L218 231V233H217V231L215 232V234L216 235H218L219 236V234L220 235H222L223 233H221V231L224 229L225 231H226V228L224 227V226H222V228L223 229H221L220 231L218 230L219 228H217ZM214 228V229H213ZM194 230L192 231L193 232V234L196 232V235H197V237L199 236V238L200 239H202L201 240V242H206V237L209 235V230L208 229H205L204 230V228H197V227H194L193 228ZM205 232H204V231ZM199 232V233H198ZM201 232V233H200ZM224 232V231H223ZM198 233V234H197ZM253 234V233H252ZM106 237H108V236H110L111 237V239H110V244H109V242H104L105 240V236ZM195 235V236H196ZM254 235V234H253ZM255 235L257 236V234H256V232H255ZM109 237V238H110ZM77 244V246H75L76 244H74V242ZM96 242V243H95ZM102 242H103V244H102ZM201 242H198V243H201ZM213 242V245H215L214 243H216L217 241H215V240H213L212 241ZM64 243H65V245H64ZM88 243H89V245H88ZM90 243H91V245H90ZM126 243V242H125ZM101 244H102V246H101ZM216 244H218L217 246H215L214 248L216 249V250H218L220 253H225L224 254V258L226 257L227 259L228 258H231V256H232V251L228 254V252L227 251H229L228 250V248H226V247H224L223 245H221L220 246V244L219 243H216ZM80 247H79V246ZM106 245H108L107 247H106ZM87 247L86 249H84L83 250V248L82 247ZM91 246V247H90ZM103 246H105L104 248H103ZM132 246H134L133 248H132ZM80 248H81V251H80ZM130 248H132V249H130ZM98 249V250H97ZM120 249V252L117 254V252H118V250ZM131 250V251H130ZM86 251H88V252H86ZM83 252V253H84ZM226 252H227V256H225L226 255ZM91 253V254H90ZM111 253H113V255L111 256ZM131 253V254H130ZM100 254V255H99ZM91 255V256H90ZM93 255V256H92ZM235 255V254H234ZM236 256V255H235ZM239 255H237V257L236 258H233V256H232V258L233 259H236L237 260V262H239V264H247V262H248V264H264V257H261V258H257V260H256V258L254 259L253 257V259L257 262H255L254 263V261H252L253 259L251 258V257H249V256H247L246 257V255H245V258H242V256H240L241 258H239L238 257ZM87 257V256H86ZM107 257H109V258H107ZM115 258H117V256L115 257ZM115 258H113V259H115ZM246 258H248V259H246ZM250 258H251V261H250ZM263 258V259H262ZM110 259V260H109ZM147 259V258H146ZM149 259V258H148ZM242 259V260H241ZM243 259H246V260H248V261H244L243 262ZM109 260V261H108ZM99 261L100 262H102L103 260L102 259H99ZM112 261V260H111ZM142 261H144V259H142ZM250 262V263H249ZM60 263V262H59ZM117 263V262H116ZM115 263V264H116ZM118 263V264H119ZM138 264H140L139 262H137ZM110 264H113L112 262H110ZM122 264V263H121ZM136 264V263H135ZM141 264H145V262H141ZM211 264H220V262H217V263H211Z\"/></svg>", "mask_w": 264, "mask_h": 264}]
</instances>
